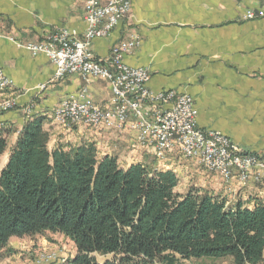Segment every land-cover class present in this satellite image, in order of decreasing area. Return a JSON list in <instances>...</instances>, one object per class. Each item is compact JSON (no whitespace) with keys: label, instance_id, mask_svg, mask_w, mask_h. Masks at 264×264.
Here are the masks:
<instances>
[{"label":"crops","instance_id":"crops-1","mask_svg":"<svg viewBox=\"0 0 264 264\" xmlns=\"http://www.w3.org/2000/svg\"><path fill=\"white\" fill-rule=\"evenodd\" d=\"M107 1L100 0L101 4ZM131 3L128 16L108 37L93 40L96 59L105 63L115 45L137 36L139 45L124 56V62L150 71V89L190 95L198 111V127L223 133L245 154L264 155V18H245L248 10L264 7V0ZM85 13L86 0H0V68L12 81L10 88L0 91V101L17 99L13 110L0 114V127L9 124L20 131L33 115H47L51 117L47 125L50 148L57 142L92 143L99 155L116 157L122 167L142 164L174 171L180 179L179 189L185 186L181 192L203 189L230 206L241 203L250 209L264 202V178L257 180L255 172L242 185L237 169H233L231 181L226 183L219 175L185 160L177 149L158 164L155 149L140 146L132 118L123 129L81 124L64 127L54 120L61 104L83 90L96 105L109 106L110 84L90 75H71L53 82L56 67L50 59L34 55L18 43H39L63 29L76 31L84 39ZM16 138L17 133L11 147ZM13 248L11 259L0 264L28 263L32 255L19 246Z\"/></svg>","mask_w":264,"mask_h":264},{"label":"trees","instance_id":"trees-1","mask_svg":"<svg viewBox=\"0 0 264 264\" xmlns=\"http://www.w3.org/2000/svg\"><path fill=\"white\" fill-rule=\"evenodd\" d=\"M50 118L0 127V262L12 241L55 234L74 243L65 264H264V202L250 209L181 192L174 171L122 167L92 143L50 148Z\"/></svg>","mask_w":264,"mask_h":264},{"label":"built area","instance_id":"built-area-1","mask_svg":"<svg viewBox=\"0 0 264 264\" xmlns=\"http://www.w3.org/2000/svg\"><path fill=\"white\" fill-rule=\"evenodd\" d=\"M131 4V0H108L106 4H101L100 0H86L84 39H80L76 31L63 29L39 43H18L30 53L44 54L50 59L56 67L53 82L71 75H90L103 78L110 84L112 98L109 106L96 105L83 90L61 104L56 110L59 112L56 122L63 126L81 124L123 129L132 118L133 127L139 132L140 146L153 147L158 164L177 149L185 160L194 161L204 170L219 175L226 183H230L233 169H237L242 185L253 172L257 180L263 179L264 155L245 154L223 133L201 129L197 125L198 111L193 97L175 91H153L148 86L151 73L147 68L125 64L124 56L133 53L139 45L137 36L115 45L105 63L96 59L93 40L108 37L128 16ZM245 18H264V7L248 10ZM11 84V79L0 68V91L7 90ZM14 108L13 100H5L0 104V113ZM66 258L55 257L48 263L39 264H53Z\"/></svg>","mask_w":264,"mask_h":264},{"label":"rangeland","instance_id":"rangeland-1","mask_svg":"<svg viewBox=\"0 0 264 264\" xmlns=\"http://www.w3.org/2000/svg\"><path fill=\"white\" fill-rule=\"evenodd\" d=\"M5 100H13L15 102V106L17 105L16 98L4 99L0 101V104L1 102ZM57 113L58 112H55L53 115L55 121H57L56 119ZM64 127H69V126H64ZM4 165H5V157L3 159L1 168L4 167ZM184 189H185V186H181L179 190L184 191ZM12 245L11 247L13 250H14L13 247L19 246L25 250L27 255L29 256L32 255L30 259H28V263H24V264H39L41 262L48 263V261H51V259L55 257L56 258L57 257H67L66 260H57L55 263H53V264H65L69 259L73 258L74 255L76 254L74 243L71 239L65 238L61 235H55V234H45L43 236H37V237L26 239V240H14L12 241ZM96 257L100 263H102L106 258H111L110 256L102 257L99 255H97ZM8 259H11V258L7 257L4 260H8ZM193 261H191L188 264H212L208 260H200V261L193 260ZM184 263L185 261L183 260H180L179 262V264H184ZM225 263L226 262H216V264H225Z\"/></svg>","mask_w":264,"mask_h":264},{"label":"bare ground","instance_id":"bare-ground-1","mask_svg":"<svg viewBox=\"0 0 264 264\" xmlns=\"http://www.w3.org/2000/svg\"><path fill=\"white\" fill-rule=\"evenodd\" d=\"M57 120H59V112L57 113V117H56Z\"/></svg>","mask_w":264,"mask_h":264}]
</instances>
